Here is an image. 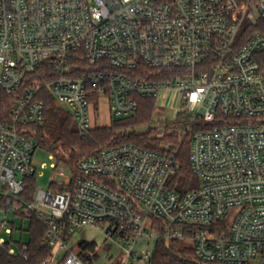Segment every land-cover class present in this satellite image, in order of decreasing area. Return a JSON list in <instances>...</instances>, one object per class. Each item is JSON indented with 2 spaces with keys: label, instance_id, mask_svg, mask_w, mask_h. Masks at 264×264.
Wrapping results in <instances>:
<instances>
[{
  "label": "built area",
  "instance_id": "2783aa9c",
  "mask_svg": "<svg viewBox=\"0 0 264 264\" xmlns=\"http://www.w3.org/2000/svg\"><path fill=\"white\" fill-rule=\"evenodd\" d=\"M263 27L264 0H0V249L15 227L10 212L43 226L50 252L37 264H96L100 246L72 239L84 229L129 244V264L140 240L149 245L147 226L160 236L153 217L167 242L187 243L199 261L264 264ZM42 89L82 132L97 127L102 104L109 123L134 115L138 98L162 108L171 94L172 118L182 114L186 132L201 127L189 152L197 186L171 187L179 164L168 148L123 143L69 173L51 164L29 200ZM25 250L8 253L26 259ZM152 252L138 261L149 264Z\"/></svg>",
  "mask_w": 264,
  "mask_h": 264
},
{
  "label": "trees",
  "instance_id": "16d2710c",
  "mask_svg": "<svg viewBox=\"0 0 264 264\" xmlns=\"http://www.w3.org/2000/svg\"><path fill=\"white\" fill-rule=\"evenodd\" d=\"M257 29L260 27L257 26ZM175 76L176 72L171 70L163 72L159 79H169ZM39 97L44 102L43 123L34 130V138L38 147L55 159L57 167L72 170L80 159L90 156L104 147L123 143L157 151L168 148L175 153L179 164V170L172 178L171 187L176 191L185 193L197 186V179L189 169V152L192 134L201 128L199 125L194 124L191 132L182 131L181 134H165L163 137L151 135L149 128L147 131L138 132L135 130L136 127L150 126L155 109L152 99L138 98V108L134 115L121 119L112 118L106 126H97L82 132L70 114L57 105L47 89H42ZM27 181L28 190L25 197L28 195V199L31 200L35 178H29ZM20 219L23 220L22 225L19 229L16 226L13 227L12 234L6 237L5 248L0 249V264H37L49 255L50 249L41 245V238L44 233L43 226L33 217ZM27 220L28 226L25 229L23 223ZM151 222L158 227L160 236L154 243L149 264H207L197 260L190 247L177 248L175 247L177 242H167L162 237L165 226L162 219L152 217ZM25 234H27L26 241L23 239ZM21 244L26 245L24 251L26 259L23 256L8 253L10 246L20 250ZM78 246L83 251L95 249L93 243L80 242Z\"/></svg>",
  "mask_w": 264,
  "mask_h": 264
},
{
  "label": "rangeland",
  "instance_id": "374dc122",
  "mask_svg": "<svg viewBox=\"0 0 264 264\" xmlns=\"http://www.w3.org/2000/svg\"><path fill=\"white\" fill-rule=\"evenodd\" d=\"M166 105L165 107H155L153 115H152V122L149 127L147 126H138L135 128L136 131H147L149 128V133L151 135H154L155 137H163L165 134H181L182 131H184L186 127V121L182 114H177L174 118L173 117V109L177 106V103L175 98L171 99V94L166 95L165 97ZM59 105V104H57ZM103 107L101 108L100 116L97 117L95 121V125L98 127L106 126L108 125V117L105 112V106L102 104ZM101 105V106H102ZM61 108L66 110L69 114V110L61 105H59ZM195 124H199V121H197ZM193 129V127H192ZM185 132V131H184ZM183 134V133H182ZM56 164V161L54 158H50V154L45 152L43 149L37 147L32 158V164L35 167L37 174L34 176L35 181L33 184V192L31 196L34 194L35 186H41L42 188H46L49 177L53 174L54 170L51 168V164ZM64 170L69 173V170L67 168H64ZM28 190V188H27ZM8 220L15 223V226L17 229L20 228V225L22 223L21 219L18 217H15L12 213H8ZM25 229L28 226V220L24 223ZM157 227V226H156ZM158 228V227H157ZM159 230V229H158ZM146 233L148 235H152V238L149 239V245H146L147 240L143 239L140 240L134 247V254L137 260L133 261V258L131 257L129 264H141L138 259H140L145 252V250L152 251L153 245L156 241V237L158 234V231L151 230L148 226L145 229ZM3 237H6L3 235ZM16 237H18L16 235ZM23 239L27 240V234L24 235ZM73 241H78L80 239H85L86 241H93L100 249L99 253L103 256L99 255L96 264H123L125 260L124 250L128 248V245H123L122 248H119L118 245H109L108 243H103V237L99 231L96 229H84L83 231L77 232L73 236ZM102 244V245H101ZM175 247L177 248H183V247H189L187 243L185 242H178ZM107 256V257H106ZM109 256L111 260L108 261L107 258ZM61 258H59V261ZM253 264H256L255 262Z\"/></svg>",
  "mask_w": 264,
  "mask_h": 264
},
{
  "label": "crops",
  "instance_id": "0c3cea01",
  "mask_svg": "<svg viewBox=\"0 0 264 264\" xmlns=\"http://www.w3.org/2000/svg\"><path fill=\"white\" fill-rule=\"evenodd\" d=\"M108 117V116H107ZM102 255V254H101Z\"/></svg>",
  "mask_w": 264,
  "mask_h": 264
}]
</instances>
